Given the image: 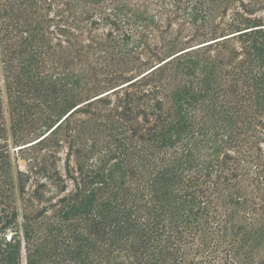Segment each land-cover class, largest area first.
<instances>
[{"label":"trees","instance_id":"trees-1","mask_svg":"<svg viewBox=\"0 0 264 264\" xmlns=\"http://www.w3.org/2000/svg\"><path fill=\"white\" fill-rule=\"evenodd\" d=\"M0 264H264V0H0Z\"/></svg>","mask_w":264,"mask_h":264},{"label":"rangeland","instance_id":"rangeland-1","mask_svg":"<svg viewBox=\"0 0 264 264\" xmlns=\"http://www.w3.org/2000/svg\"><path fill=\"white\" fill-rule=\"evenodd\" d=\"M10 150V154L12 153V151H14V149L12 150L11 148L9 149ZM18 164H19V167L20 168H24V162H23V160L22 159H19L18 160Z\"/></svg>","mask_w":264,"mask_h":264}]
</instances>
